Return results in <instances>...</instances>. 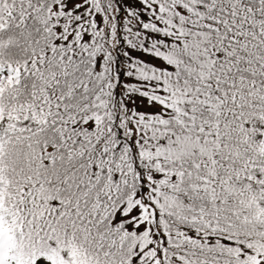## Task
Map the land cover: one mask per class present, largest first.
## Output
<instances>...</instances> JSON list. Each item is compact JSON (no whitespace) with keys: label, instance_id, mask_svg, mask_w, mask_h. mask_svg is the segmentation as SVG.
Segmentation results:
<instances>
[{"label":"snow or ice","instance_id":"1","mask_svg":"<svg viewBox=\"0 0 264 264\" xmlns=\"http://www.w3.org/2000/svg\"><path fill=\"white\" fill-rule=\"evenodd\" d=\"M0 264H264V0H0Z\"/></svg>","mask_w":264,"mask_h":264},{"label":"trees","instance_id":"2","mask_svg":"<svg viewBox=\"0 0 264 264\" xmlns=\"http://www.w3.org/2000/svg\"><path fill=\"white\" fill-rule=\"evenodd\" d=\"M138 0H121L122 7H127L129 5L131 6H137Z\"/></svg>","mask_w":264,"mask_h":264}]
</instances>
